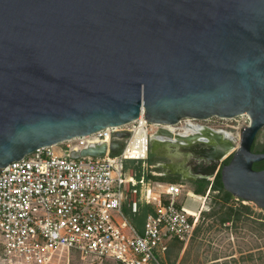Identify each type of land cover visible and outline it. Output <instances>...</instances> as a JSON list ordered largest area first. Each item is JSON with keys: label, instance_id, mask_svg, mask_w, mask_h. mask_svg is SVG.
<instances>
[{"label": "water", "instance_id": "obj_1", "mask_svg": "<svg viewBox=\"0 0 264 264\" xmlns=\"http://www.w3.org/2000/svg\"><path fill=\"white\" fill-rule=\"evenodd\" d=\"M140 113L164 125L246 113L220 181L264 212V169L252 167L264 161L252 151L264 128V0H0V169ZM157 136L190 150L197 135L160 129L151 155Z\"/></svg>", "mask_w": 264, "mask_h": 264}, {"label": "built area", "instance_id": "obj_2", "mask_svg": "<svg viewBox=\"0 0 264 264\" xmlns=\"http://www.w3.org/2000/svg\"><path fill=\"white\" fill-rule=\"evenodd\" d=\"M186 125L199 128L188 136L206 129L239 139L249 116L187 118L164 125L149 123L140 113L128 124L38 148L1 168L0 264H50L58 252L118 264H159L156 255L164 261L172 241L183 249L201 218L197 204L210 192L196 195L182 184L147 176L158 177L148 164L154 134L164 129L183 136ZM119 133L127 137L119 138ZM113 142L123 144L122 149L112 152ZM101 144L105 145L101 157H71ZM127 162L135 167L128 170ZM194 205L196 213L190 211ZM143 206L150 210L138 233L123 209L135 216Z\"/></svg>", "mask_w": 264, "mask_h": 264}, {"label": "rangeland", "instance_id": "obj_3", "mask_svg": "<svg viewBox=\"0 0 264 264\" xmlns=\"http://www.w3.org/2000/svg\"><path fill=\"white\" fill-rule=\"evenodd\" d=\"M262 137L263 134H258L257 140L262 141ZM231 138L238 145V136L231 135ZM134 167L132 162L126 163L128 170ZM151 171L159 175V172L153 169ZM182 185L191 191L195 187L188 182H183ZM208 196L209 200L204 205L205 214L198 221L188 246L181 249L170 243L164 261L156 255L159 264H264V212L252 203H224L215 192H210ZM241 205L248 206L250 212H243ZM228 213L235 216L228 222H222ZM123 214L137 232L141 233L146 215L142 212V207L135 216L126 208L123 209ZM50 264L118 263L112 260L81 259L76 254L58 252Z\"/></svg>", "mask_w": 264, "mask_h": 264}, {"label": "flooded vegetation", "instance_id": "obj_4", "mask_svg": "<svg viewBox=\"0 0 264 264\" xmlns=\"http://www.w3.org/2000/svg\"><path fill=\"white\" fill-rule=\"evenodd\" d=\"M262 130L259 132V134H263L262 141H258L256 137L252 146V151L255 153H263L264 130ZM215 134L217 132L202 130L189 144L190 150L182 149L186 145L184 141L170 139L161 141L152 155L154 162L150 164L151 169L159 172L158 176L160 177L182 182L198 184L204 181H213L219 173L220 167L230 156L231 148L235 147L232 138L225 137L220 133L219 140H216ZM210 147L213 148L212 153L208 151ZM220 154H224L222 157L224 160L221 163L214 162V158Z\"/></svg>", "mask_w": 264, "mask_h": 264}, {"label": "trees", "instance_id": "obj_5", "mask_svg": "<svg viewBox=\"0 0 264 264\" xmlns=\"http://www.w3.org/2000/svg\"><path fill=\"white\" fill-rule=\"evenodd\" d=\"M263 152H264V145H263ZM153 156L151 154H149L148 157V164H152L153 161ZM229 159H227L225 163H228ZM253 169L255 170H262L264 169V161L258 162V163H254L253 164ZM147 178H151L160 182H166V183H170V184H183V182H181L180 180H175V179H169V178H165V177H153L150 174L147 176ZM195 187L192 189L193 193L196 195H200V196H204L205 193L209 190V192H215L218 196H220V200L223 201L224 203H228L229 201H231L233 199V197L228 194L227 192L224 191L221 181H220V174L218 173L217 176L214 178L213 181H204V182H200L198 184H193ZM241 210H243V212L245 213H249L250 212V208L248 206L245 205H241ZM150 210V208L148 206H143L142 207V212H144V214H146L148 211ZM232 211V210H231ZM205 214V212L202 213V215ZM234 214L228 213L225 214L224 218L221 220L222 222H228L231 220V218L233 217ZM235 216V215H234ZM202 217V216H201ZM171 246L176 245L179 248L182 249V245L176 241H172L171 242Z\"/></svg>", "mask_w": 264, "mask_h": 264}, {"label": "bare ground", "instance_id": "obj_6", "mask_svg": "<svg viewBox=\"0 0 264 264\" xmlns=\"http://www.w3.org/2000/svg\"><path fill=\"white\" fill-rule=\"evenodd\" d=\"M198 130H199V128L196 127V126H194V125H192V126H190V125H186V126L184 127V133H183V136H188L189 134H194V133H196ZM223 134L225 135V137H229V138H231V135H230L229 133H222V135H223ZM168 140H169V139H168ZM160 141H163V140H160ZM173 141H174V140H173ZM208 200H209V196H206V197H204V198H201L199 204H197L198 206H201V208H200V210H199V217H201V216H202V213L205 212V207H204V205H205V203H207ZM197 205H194L193 209L190 210V211L196 213V211H197V210H196V206H197ZM189 243H190V242H187V243L184 245V248H186V246H188Z\"/></svg>", "mask_w": 264, "mask_h": 264}]
</instances>
